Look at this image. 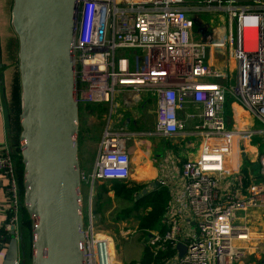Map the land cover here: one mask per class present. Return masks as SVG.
<instances>
[{"label":"built area","instance_id":"1","mask_svg":"<svg viewBox=\"0 0 264 264\" xmlns=\"http://www.w3.org/2000/svg\"><path fill=\"white\" fill-rule=\"evenodd\" d=\"M211 12L228 21L218 46L234 62L230 76L208 65L210 43L194 36V16ZM73 57L79 106L99 104L111 112L116 93L151 91L155 124L143 134H181L190 146L197 141L196 156L181 164L185 208L165 212V229L146 236L152 256H160V264H232L240 257L234 242L246 230L238 215L264 208V149L257 153V173H247L246 182L239 166L228 165L241 141L264 137V0H81ZM229 95L252 119L248 129L229 122ZM125 117L120 129H112L108 118L92 171L80 173L90 195L97 180L131 175L127 141L133 134ZM0 175L6 197L1 249L11 229L18 237L23 206L8 143L0 151ZM90 198L83 221L85 264H113L107 239L94 227ZM178 243L185 246L182 256Z\"/></svg>","mask_w":264,"mask_h":264},{"label":"water","instance_id":"2","mask_svg":"<svg viewBox=\"0 0 264 264\" xmlns=\"http://www.w3.org/2000/svg\"><path fill=\"white\" fill-rule=\"evenodd\" d=\"M81 0H13L21 88L19 150L23 206L31 223V264H85L79 104L74 39ZM148 192L144 187L136 196ZM135 199V200H136ZM3 264H25L10 230ZM178 256L185 246L176 245Z\"/></svg>","mask_w":264,"mask_h":264},{"label":"rangeland","instance_id":"3","mask_svg":"<svg viewBox=\"0 0 264 264\" xmlns=\"http://www.w3.org/2000/svg\"><path fill=\"white\" fill-rule=\"evenodd\" d=\"M194 19L195 39L208 41L210 43V49L207 56L208 65L213 70L227 73V76H230V72L235 67L234 62L229 56L228 49H221V47L218 46L219 38L222 35H225L228 31L227 19L218 15L216 12L200 13L199 15H195ZM229 79L230 77L227 80ZM232 98L233 96L229 95L227 99V108L229 110L228 113L230 118L229 122L232 121L235 126L248 129L251 127L250 124L252 119L249 115L244 113V110L233 101L234 98ZM140 100L143 104L146 103L148 105L147 110H144V112L141 110ZM19 106L21 112V101ZM155 108L156 95L151 91L140 92L139 98L133 93H116L114 96L113 110L111 112L108 110L107 113L105 111L103 112V109L102 112L99 111L98 113L100 115L98 116L99 121L97 122V125L98 128L103 127L104 122H107L110 117L111 128L120 129L121 120L126 116L132 120L141 117L142 119L140 122L144 119L146 120L148 127H150L152 117L153 120L155 117ZM103 115L104 117L102 119ZM255 123L257 125L256 121ZM15 126L16 131L20 135L21 127L19 125V120L15 122ZM122 129H124V126H122ZM127 143L128 148L130 149L132 164V172L129 178L132 181H135V184L138 185L137 183L144 182L143 179L139 178L141 177L140 172L142 171L139 153L140 145L135 139H130ZM234 143L236 142L234 141ZM236 147L237 145L235 146V149ZM240 147L241 150H239L238 147L236 149V158H239L238 170L240 172L245 170L253 176L258 171L257 153L262 152L264 149V137L254 135L250 139L246 138L241 141ZM110 186L109 182H99L94 185L96 193H100L101 188L109 189ZM81 190L86 196L90 193L89 187L84 183L82 184ZM97 198L98 195H95V199ZM99 199L101 201L98 211L99 214L96 219L94 217V227L99 236L105 237L109 242V253L113 259V264H129L131 262L139 263L145 252L144 247L147 236V231H142L139 228V224L140 219L145 215L146 210L143 207L132 205L129 201L116 198L113 191L103 194L102 199ZM86 200V197L82 196V215L84 222L87 221L88 215ZM237 221L241 223L244 229L252 234V238H250L248 242H241L239 240L234 242L237 251L240 252V257L234 260L232 264H264V208L249 209L248 211L239 214ZM29 226H27L28 228L25 227L26 230L24 232V235L26 234L25 237H28V240H30L31 237V228ZM156 229H158V227H156ZM100 250L103 254L102 247Z\"/></svg>","mask_w":264,"mask_h":264},{"label":"crops","instance_id":"4","mask_svg":"<svg viewBox=\"0 0 264 264\" xmlns=\"http://www.w3.org/2000/svg\"><path fill=\"white\" fill-rule=\"evenodd\" d=\"M12 3L13 0H0V151L3 146L8 143L9 140L6 111L9 108L10 100L14 94L16 76H18L17 78L20 84L18 63L16 67L13 63L14 61L11 58L8 49L10 38L15 34L11 26ZM147 106L148 105L146 103L143 104V102H141L140 104L141 110L143 112L144 110H147ZM98 116V113L95 111V109H93L92 106L89 108L84 107L79 112V125L77 132L78 158L81 171H84L86 173L92 171L95 159L99 151V142L106 123L104 122L103 127L98 128ZM103 117L104 115L102 116V119ZM126 118V125H128V127L126 128H129L128 130H130L131 134H133L130 139L137 140V143L140 145V165L143 167H147V179L143 178V181L147 183L148 190L157 188L163 189L166 195L165 212H174L179 207L184 209L185 202L181 198V193L183 191L181 164L188 157L196 156V154L198 153L197 144L190 146L187 143L189 139L181 134L174 136L143 134V132H150L153 130L155 117L154 120L152 117V123L150 127H148L146 123L144 124L143 122H140L142 119L141 117H137L138 119L136 118V122L134 125L129 123V121L132 120L128 121V117ZM130 125L132 128L130 127ZM238 163L239 158H229L228 160V165L231 168L232 166L233 168L237 167ZM143 174L144 173L141 171L140 175L142 176ZM99 182L103 183L106 181L97 180L94 185ZM4 184L5 180L0 175V233L2 231V226L5 219L3 213L6 204V197L3 190ZM95 195H97L95 190L91 195L89 193L88 196L82 193V196L86 197L87 199V210L89 207V198L91 196V210L92 213L94 212L93 215L96 219L99 214V206L97 205L98 201L97 199H95ZM161 224L162 228H164L165 224L162 222V220ZM18 234L20 235L19 232ZM6 249L7 246L0 249V264H3L4 262Z\"/></svg>","mask_w":264,"mask_h":264},{"label":"trees","instance_id":"5","mask_svg":"<svg viewBox=\"0 0 264 264\" xmlns=\"http://www.w3.org/2000/svg\"><path fill=\"white\" fill-rule=\"evenodd\" d=\"M8 49H9V53L11 58L13 59V63L14 65L17 67V63H18V56H17V52H18V39L16 34H14L9 41V45H8ZM18 73V72H17ZM18 76H16V81H15V86H14V94L10 100V104H9V108L6 111V117H7V127L9 130V140H8V144L12 149V154H13V158L15 161V167H16V172H17V177L19 180V186H20V192H23V187H22V173H23V164H22V160H21V154H20V150H19V134L16 131V126H15V122L19 117L20 114V101H21V96H20V84L18 81ZM228 99V96H227ZM227 102L226 101V112L228 113L229 110L227 108ZM93 107V109H95V111L98 113L99 111L102 112H107V107L103 106V105H96V104H85L83 106H79V112L84 108V107ZM229 114V113H228ZM98 115H100L98 113ZM19 125H20V121H19ZM21 127V125H20ZM142 171L144 172V174L139 177L140 179L146 178L148 171H147V167H143L141 166ZM242 179L246 182V176H247V172L244 170L242 171ZM245 176V177H244ZM125 180H113V181H106L110 183V188L106 189V188H101L100 193H97L98 198V206L100 207V199H102V195L105 193H108L109 191H113V194L116 198L120 199V200H124V201H129L131 202L132 205L134 206H138V207H143L146 210L145 215L140 219V224H139V228L142 231H147V235L149 234V232L151 231H155L156 227H158V229H156L157 231H163L165 229L162 228V224H161V220L162 217L164 215L165 212V200H166V195L165 192L163 191V189H150L148 190V192L146 194H144L143 196H141L139 199H137L136 201H134V198L138 195L139 192H141V189L144 187H147V183L145 182H141V183H137L138 185L135 184V181H132L131 179L127 182L128 184H126L124 182ZM95 190V187L93 188V192ZM98 207V208H99ZM94 213V212H93ZM31 223L32 221L30 220V217L28 215V213L26 212L24 206L21 207V219H20V226H19V238L21 239V244H22V249H21V255L20 258L21 260H23L25 262V264H30L31 262V240H32V234L30 237V240H28V237H25L24 232H25V227L29 226L31 228ZM160 224V225H159ZM28 228V227H27ZM144 254L143 257L141 259V261L139 263H135V262H131L129 264H149V263H153V264H160L161 263V257H153L152 254L150 253V251L148 250V248L145 246L144 247Z\"/></svg>","mask_w":264,"mask_h":264},{"label":"bare ground","instance_id":"6","mask_svg":"<svg viewBox=\"0 0 264 264\" xmlns=\"http://www.w3.org/2000/svg\"><path fill=\"white\" fill-rule=\"evenodd\" d=\"M240 240H241V242H243V241H249L250 240V238H252V234L251 233H249L248 232V230H244V232H243V234H241V236H240ZM109 243V242H108ZM108 249H109V244H108ZM109 251H110V249H109Z\"/></svg>","mask_w":264,"mask_h":264},{"label":"flooded vegetation","instance_id":"7","mask_svg":"<svg viewBox=\"0 0 264 264\" xmlns=\"http://www.w3.org/2000/svg\"><path fill=\"white\" fill-rule=\"evenodd\" d=\"M135 122H136L135 120L129 121V123H131L132 125H134ZM142 122L145 124V123H146V120L143 119ZM129 180H130V178L126 179L124 182H125L126 184H128L127 182H128ZM137 199H139V198H137ZM134 201H136L135 198H134Z\"/></svg>","mask_w":264,"mask_h":264}]
</instances>
